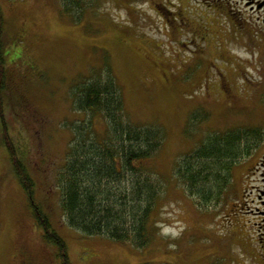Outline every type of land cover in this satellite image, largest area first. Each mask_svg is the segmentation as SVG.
<instances>
[{
    "label": "rangeland",
    "instance_id": "rangeland-1",
    "mask_svg": "<svg viewBox=\"0 0 264 264\" xmlns=\"http://www.w3.org/2000/svg\"><path fill=\"white\" fill-rule=\"evenodd\" d=\"M247 1L81 0L68 13L65 0H0L9 73L0 95V264H62L34 201L73 264H264V29ZM109 69L130 121L166 130L150 161L164 185L156 237L140 249L70 226L57 186L70 127L90 120L73 91L107 79ZM2 123L25 147L33 202L12 169ZM93 124L105 130L101 116ZM235 128L259 136L245 142L225 194L190 195L174 176L177 161L207 134Z\"/></svg>",
    "mask_w": 264,
    "mask_h": 264
},
{
    "label": "trees",
    "instance_id": "trees-1",
    "mask_svg": "<svg viewBox=\"0 0 264 264\" xmlns=\"http://www.w3.org/2000/svg\"><path fill=\"white\" fill-rule=\"evenodd\" d=\"M80 1L65 0V10L72 13L71 5L80 7ZM4 36L5 18L0 7V95L9 77ZM107 72V79L97 75L73 91L76 110L90 112V120L70 127L73 138L57 170V186L70 226L89 236H104L140 249L156 237L155 219L164 185L161 173L150 161L164 146L166 130L162 125L130 121L116 78L110 69ZM96 116L103 118L104 131L94 126ZM192 118L201 115L196 113ZM2 125L12 169L33 202L37 182L25 160V147L17 144ZM258 136L257 129L248 128L209 133L177 161L174 176L192 196L203 201L221 199L231 182L233 165L243 157L245 142ZM33 206L36 220L46 240L58 248L62 264H73L66 239L35 201Z\"/></svg>",
    "mask_w": 264,
    "mask_h": 264
},
{
    "label": "flooded vegetation",
    "instance_id": "flooded-vegetation-1",
    "mask_svg": "<svg viewBox=\"0 0 264 264\" xmlns=\"http://www.w3.org/2000/svg\"><path fill=\"white\" fill-rule=\"evenodd\" d=\"M249 5L252 7V11L257 14V22L260 27L264 29V0H248Z\"/></svg>",
    "mask_w": 264,
    "mask_h": 264
}]
</instances>
